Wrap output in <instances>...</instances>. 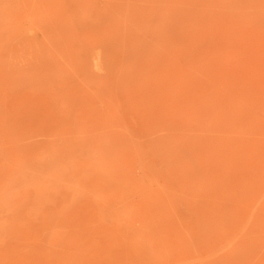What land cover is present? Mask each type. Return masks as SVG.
I'll list each match as a JSON object with an SVG mask.
<instances>
[{
  "label": "rangeland",
  "instance_id": "1",
  "mask_svg": "<svg viewBox=\"0 0 264 264\" xmlns=\"http://www.w3.org/2000/svg\"><path fill=\"white\" fill-rule=\"evenodd\" d=\"M0 264H264V0H0Z\"/></svg>",
  "mask_w": 264,
  "mask_h": 264
}]
</instances>
